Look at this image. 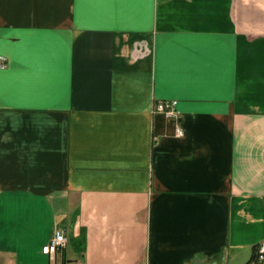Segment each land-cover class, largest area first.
<instances>
[{"label":"crops","instance_id":"0c3cea01","mask_svg":"<svg viewBox=\"0 0 264 264\" xmlns=\"http://www.w3.org/2000/svg\"><path fill=\"white\" fill-rule=\"evenodd\" d=\"M0 57V264H264V0H0Z\"/></svg>","mask_w":264,"mask_h":264},{"label":"built area","instance_id":"2783aa9c","mask_svg":"<svg viewBox=\"0 0 264 264\" xmlns=\"http://www.w3.org/2000/svg\"><path fill=\"white\" fill-rule=\"evenodd\" d=\"M5 65V61L3 58L0 57V66ZM177 100H160L156 103V109L162 112L167 113L168 115H173L176 112ZM177 134L182 135L183 130L181 128L177 129ZM68 244V236L64 229L58 227L55 231L53 236L51 237L50 241L45 244L42 248L43 252L48 254L52 259H55L56 255L63 251ZM264 260V241L260 243L256 259L253 262ZM66 264H84L83 261L76 260V261H69Z\"/></svg>","mask_w":264,"mask_h":264},{"label":"rangeland","instance_id":"374dc122","mask_svg":"<svg viewBox=\"0 0 264 264\" xmlns=\"http://www.w3.org/2000/svg\"><path fill=\"white\" fill-rule=\"evenodd\" d=\"M255 259H256V257H255ZM257 262H259V261H257Z\"/></svg>","mask_w":264,"mask_h":264},{"label":"snow or ice","instance_id":"6c2138e0","mask_svg":"<svg viewBox=\"0 0 264 264\" xmlns=\"http://www.w3.org/2000/svg\"><path fill=\"white\" fill-rule=\"evenodd\" d=\"M100 2H102V0H100Z\"/></svg>","mask_w":264,"mask_h":264}]
</instances>
